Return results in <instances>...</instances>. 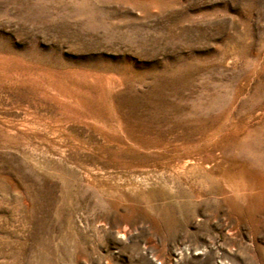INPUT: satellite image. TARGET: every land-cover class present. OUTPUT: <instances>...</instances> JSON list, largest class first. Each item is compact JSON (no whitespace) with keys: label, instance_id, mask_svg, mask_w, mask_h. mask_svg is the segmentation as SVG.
Instances as JSON below:
<instances>
[{"label":"rangeland","instance_id":"1","mask_svg":"<svg viewBox=\"0 0 264 264\" xmlns=\"http://www.w3.org/2000/svg\"><path fill=\"white\" fill-rule=\"evenodd\" d=\"M0 264H264V0H0Z\"/></svg>","mask_w":264,"mask_h":264}]
</instances>
